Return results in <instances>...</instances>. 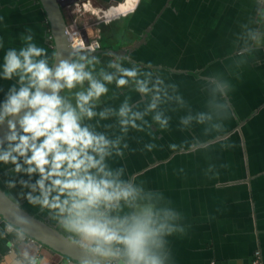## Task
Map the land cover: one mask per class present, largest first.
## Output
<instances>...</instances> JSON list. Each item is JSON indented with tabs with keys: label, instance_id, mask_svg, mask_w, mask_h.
Here are the masks:
<instances>
[{
	"label": "clouds",
	"instance_id": "9594fccd",
	"mask_svg": "<svg viewBox=\"0 0 264 264\" xmlns=\"http://www.w3.org/2000/svg\"><path fill=\"white\" fill-rule=\"evenodd\" d=\"M241 28L235 75L189 73L199 106L152 61L107 52L111 58L102 60L98 45L83 39L50 51L30 27L19 46L5 48L0 37V239L9 247V236L30 241L15 264H50L42 244L56 248L62 264H176L171 240L187 235L184 215L127 161L162 149L156 141L173 131L180 134L166 146L173 156L217 143L234 147L227 136L231 95L264 49V0ZM25 204L53 225L48 232L58 248L33 235L38 221Z\"/></svg>",
	"mask_w": 264,
	"mask_h": 264
},
{
	"label": "crops",
	"instance_id": "0c3cea01",
	"mask_svg": "<svg viewBox=\"0 0 264 264\" xmlns=\"http://www.w3.org/2000/svg\"><path fill=\"white\" fill-rule=\"evenodd\" d=\"M258 2L140 0L136 6V0H68L62 8L67 23L100 21L102 60L111 58L105 52L126 54L169 69L171 79L199 106L198 84L189 73L217 70L226 78L237 73L241 24L255 17ZM29 27L37 42L51 51L53 41L39 0H0L5 48L19 46L20 34ZM231 113L227 136L232 148L217 143L196 155L173 156L166 147L180 137L173 131L156 141L162 149L137 153L127 161L131 173H141L150 187L164 191L184 215L181 223L187 235L171 240L176 264H264V49L235 81ZM224 163L229 167L220 168ZM209 164L215 165L212 172ZM181 167L184 173L175 171ZM217 171L219 177L209 179ZM24 207L39 215L27 204ZM8 239L11 247L0 239V264H15L16 253L30 243L14 236ZM41 248L50 264H62L59 254Z\"/></svg>",
	"mask_w": 264,
	"mask_h": 264
},
{
	"label": "water",
	"instance_id": "95a60500",
	"mask_svg": "<svg viewBox=\"0 0 264 264\" xmlns=\"http://www.w3.org/2000/svg\"><path fill=\"white\" fill-rule=\"evenodd\" d=\"M39 2L42 5L48 21L53 47L59 49L60 51H65L66 47L70 44V40L66 29L67 21L61 3L58 0H39ZM0 187H2V185H0ZM2 210L3 206H0V211ZM26 210L30 215H34L38 221V224L33 229V235L40 237L42 240L50 241L51 243L56 244V247L58 248V241L52 238L48 232V227H53V225L48 224V222L44 221L41 216L33 214L28 209ZM42 246L61 256L60 252L57 251L56 248H50L47 244H42Z\"/></svg>",
	"mask_w": 264,
	"mask_h": 264
},
{
	"label": "built area",
	"instance_id": "2783aa9c",
	"mask_svg": "<svg viewBox=\"0 0 264 264\" xmlns=\"http://www.w3.org/2000/svg\"><path fill=\"white\" fill-rule=\"evenodd\" d=\"M61 3V6L67 5L68 0H58ZM100 21H95L93 23H86L83 25H78L75 22L67 23L66 29L69 36L70 43L73 41H78L83 39L86 44L91 43L93 46L98 45L97 49L102 47L101 40L97 32V24ZM257 257L259 252H256ZM258 262V258L254 260V263ZM211 264H217L216 261H212Z\"/></svg>",
	"mask_w": 264,
	"mask_h": 264
},
{
	"label": "rangeland",
	"instance_id": "374dc122",
	"mask_svg": "<svg viewBox=\"0 0 264 264\" xmlns=\"http://www.w3.org/2000/svg\"><path fill=\"white\" fill-rule=\"evenodd\" d=\"M97 19H92V20H90V22H87V23H93V22H95ZM67 21V20H66Z\"/></svg>",
	"mask_w": 264,
	"mask_h": 264
},
{
	"label": "flooded vegetation",
	"instance_id": "af4514ba",
	"mask_svg": "<svg viewBox=\"0 0 264 264\" xmlns=\"http://www.w3.org/2000/svg\"><path fill=\"white\" fill-rule=\"evenodd\" d=\"M103 48L101 47L100 49H97V52L101 51Z\"/></svg>",
	"mask_w": 264,
	"mask_h": 264
}]
</instances>
